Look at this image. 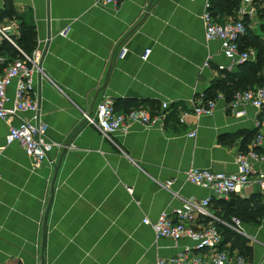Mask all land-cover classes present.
<instances>
[{
    "label": "crops",
    "instance_id": "obj_1",
    "mask_svg": "<svg viewBox=\"0 0 264 264\" xmlns=\"http://www.w3.org/2000/svg\"><path fill=\"white\" fill-rule=\"evenodd\" d=\"M207 1L0 0V26L16 25L14 41L22 21L36 29L42 76L38 69L32 95L48 138L58 144L50 161L36 166L19 142L5 146L10 126L31 118L32 112L0 119V264H42L44 217L60 161L46 264H158L159 258L187 247L200 252L190 239L158 238L143 219L156 221L184 198L211 195L188 180L189 169L234 171L247 134H253L248 150L259 132L257 120L264 134V108L250 107L247 116L237 118L221 92L212 114L190 116L184 125L177 120L178 112L225 77L219 65L229 64L220 43L206 39L202 14ZM209 1L211 10L224 2ZM228 7L224 11L231 14L225 12V20L244 18L250 32L261 33L264 0H241L240 10ZM8 42L0 44V73L14 60ZM12 44L23 56L16 41ZM253 45L248 48L256 51L257 62L259 51ZM121 46L129 48L124 58H118ZM147 49L152 52L144 60ZM18 82L8 89V107L14 104ZM104 98L121 111L128 101L152 112L169 101L170 117L164 129L135 123L125 134L106 136L88 120ZM191 130L196 137L187 136ZM256 150L262 159L254 162V171L264 172V137ZM169 180L173 184L165 189ZM256 194H263L264 202V191L252 180L223 200ZM213 202L214 214H224ZM231 223L225 222L233 229ZM238 232L248 246L249 264H264V216L258 222L241 221Z\"/></svg>",
    "mask_w": 264,
    "mask_h": 264
},
{
    "label": "built area",
    "instance_id": "obj_2",
    "mask_svg": "<svg viewBox=\"0 0 264 264\" xmlns=\"http://www.w3.org/2000/svg\"><path fill=\"white\" fill-rule=\"evenodd\" d=\"M244 1L249 2L251 0ZM106 2L119 3L120 0H106ZM211 6V2L208 0L202 14L206 39L212 42L218 41L221 53L229 60L228 65L220 64L219 68L232 70L247 61H254L257 57L256 51L252 48H242L240 45L241 38L247 34V27L243 19L219 22L213 15ZM244 11L243 9L242 13ZM15 27V24L0 26V44L4 40L15 42L13 38ZM62 33L64 34V32ZM128 52L127 46H121L118 51V58H124ZM151 52V49H147L142 58L148 60ZM42 55V49L37 46L31 55L23 52V56L15 58L0 73V119L7 120L19 112H32L33 114L31 118L21 119L18 124L10 126L5 146L16 141L19 142L36 166L44 163V161H50V154L58 146L56 142L48 138L47 124L40 119L39 104L32 95L35 73L39 69ZM211 59L209 56L204 66H208ZM16 79H19L16 99L13 106L8 107V103L11 101L8 89ZM216 104V99L202 97L199 100H194L189 107L178 112L177 120L184 125L190 116L200 117L212 114ZM170 107L171 103L164 101L161 109L157 112H152L143 106L130 111H119L111 98H104L98 103L95 116L88 117V120L96 124L106 136L119 132L125 134L129 131L130 126L135 123L164 129L170 117ZM250 107L257 110L264 108V85L243 93H237L228 104L230 113L237 118L247 116ZM256 127L259 132L251 148L241 152L236 157V169L234 171H214L191 167L187 172L188 180L191 183L211 190V195L202 199L184 198L180 207L171 213L161 212L156 221H151L149 218L143 219L145 224L151 226L158 238H171L175 241L190 239L200 251L193 253L192 249L187 247L175 256L159 258L158 264H249L245 255L227 248H221L223 235L215 223L203 224L199 220L201 217H207L212 218L214 222H223L212 211V200L226 199L233 192L247 186L252 180L256 181L264 191V172L254 171V162L262 159L261 154L256 150V146L264 137L261 132L262 123L259 120L256 121ZM187 136L196 137L197 132L191 130ZM172 184L173 181L169 180L163 184V187L170 189ZM128 190L130 193L133 192L131 187ZM229 225L236 231H240L241 220L233 217L232 223ZM22 264L28 263L23 262Z\"/></svg>",
    "mask_w": 264,
    "mask_h": 264
},
{
    "label": "trees",
    "instance_id": "obj_3",
    "mask_svg": "<svg viewBox=\"0 0 264 264\" xmlns=\"http://www.w3.org/2000/svg\"><path fill=\"white\" fill-rule=\"evenodd\" d=\"M224 2L229 5L228 8L240 10L241 0H224ZM224 2L222 1L220 3L214 4L216 6H214L211 10L213 15L219 22L227 21L223 18L225 12H227L228 15L231 14V11H224V6H226ZM223 4L225 5L223 6ZM260 14V16L264 18V8H262ZM243 21L247 27V34L243 38H241V41H243V45H241V41L240 45L242 48L246 49L248 48V43H250V45L254 43L255 37L254 34L249 31L250 29L248 28L247 21L244 18ZM20 31L21 35L15 41L24 53L31 55L37 46L36 29L34 26L28 25L24 21H22L20 24ZM7 41L8 40H4V42ZM7 49L11 53L13 52V59L22 56L21 52L11 42H8ZM238 70V72L233 73L232 70L229 71L227 69H222V71L225 73V77L222 80L214 81L212 83V85L206 90L204 94L205 99H215L217 94L221 92L224 94L226 100L228 102H231L235 98V95L237 93H243L250 89H254L256 87L264 85V74L262 72L261 65H259L257 62L247 61L241 64ZM120 106L121 105H118V107ZM123 107H125L126 109L122 111H130L141 106L137 105V103L133 101H128L123 105ZM252 137L253 134H247L245 138L246 140L244 141L242 146V149L244 151H247V143L251 142ZM262 199L263 194H256L249 198L234 197V199H231L230 201H225L223 199H213L216 206L220 207L224 213L222 215H217V217H219L223 222H214L212 218L207 217H201L199 221L203 224L213 222L221 233L222 231H225L226 234H228L229 238L226 239L223 237V241L221 243L222 249L227 248L233 252L235 250H238L239 253L246 256L248 254V246L245 239L238 231L228 227L225 222H230L233 217L240 219L242 222L260 221L264 216V202ZM228 244H230L229 247H227Z\"/></svg>",
    "mask_w": 264,
    "mask_h": 264
},
{
    "label": "water",
    "instance_id": "obj_4",
    "mask_svg": "<svg viewBox=\"0 0 264 264\" xmlns=\"http://www.w3.org/2000/svg\"><path fill=\"white\" fill-rule=\"evenodd\" d=\"M39 70H40L39 71V75L42 76V73H41L42 64H41V62L39 64ZM60 164H61V161L55 167V174H54L53 183H52L51 196H50L49 203H48V206H47V209H46V213H45V217H44L43 235H42V253H43V255H42V264H46L44 252H45V249H46V241H47L48 217H49V213H50V210H51V207H52V203H53V200H54L55 182H56V179H57V176H58V171H59V168H60Z\"/></svg>",
    "mask_w": 264,
    "mask_h": 264
},
{
    "label": "rangeland",
    "instance_id": "obj_5",
    "mask_svg": "<svg viewBox=\"0 0 264 264\" xmlns=\"http://www.w3.org/2000/svg\"><path fill=\"white\" fill-rule=\"evenodd\" d=\"M259 19V23L262 22L263 24L261 25L262 31L261 33H255L254 37H255V41H254V45L253 47L259 51V60L257 61V63L259 65H261L262 68V72L264 74V18L260 17ZM256 62V61H255Z\"/></svg>",
    "mask_w": 264,
    "mask_h": 264
}]
</instances>
